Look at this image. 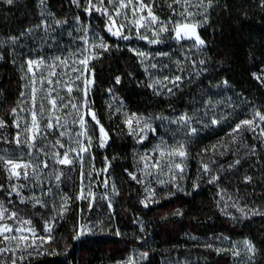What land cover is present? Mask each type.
I'll return each instance as SVG.
<instances>
[{
    "label": "rangeland",
    "instance_id": "1",
    "mask_svg": "<svg viewBox=\"0 0 264 264\" xmlns=\"http://www.w3.org/2000/svg\"><path fill=\"white\" fill-rule=\"evenodd\" d=\"M78 2L79 7L75 4L77 11L86 14L88 21L90 20L88 25H80L79 21H74V24L71 21H64L66 23L59 24L57 28H54L51 26V22H49L48 15H46L41 21L47 19L48 25H50L47 27L43 25L40 28L36 27V30L31 33L32 37L30 40L21 41V44L23 42L30 47V50H26L25 52V60L41 57L48 60L51 57L68 56L69 53L84 47L83 41L80 39L84 36H87L93 42H99L102 39L109 46V50L114 48L111 47L110 42L104 38L102 33L107 30V25L102 26L98 18H92L94 14H97L98 17H102L108 21V17L95 9L91 10V12L85 11V8L88 6L87 0H78ZM93 3H97V0H93ZM145 3H147L146 0ZM196 3H199V0H192L193 5ZM104 6L111 10L110 5L105 4ZM189 10L195 13L192 17L193 22L204 19V15L201 14L203 8L189 7ZM180 11H183L182 5L178 7L177 12ZM144 14L146 15V12ZM156 15L158 16V14ZM128 17L131 19L130 11L128 12ZM175 17L180 19L178 15ZM115 19L117 23L126 22L124 16L115 17ZM159 19L163 21L160 17ZM85 29H87V32L84 31ZM133 32L137 33L136 29L129 25L122 30V35L129 37L128 39L112 36L116 40L121 38L123 40L122 46L135 51L134 54L139 56L138 58L141 60L143 69L150 82L154 83L156 80L162 82L160 85H156V89L159 92L170 94L167 88L171 87L173 88V93L178 96L177 103L169 107L168 112L136 113L126 108L124 102L115 91L111 90L108 93L105 101L108 112L116 115L122 122L126 119V114L131 115L132 113H136L142 115L145 118H149L148 122L155 130L154 132L145 130L144 133L137 132L136 135H131L128 127L123 123L125 133L131 141V162L128 173H134L137 176V180H143V183H138L137 180H132L128 175L130 181L134 184L132 186V196L136 197L141 203L149 195L145 191V188L153 189L155 195L152 199L155 202L148 203L147 207L152 208L154 212L160 214L165 223L171 222L174 219L182 220L183 209L177 206L179 197L191 198L194 195L203 196L208 200L206 207L203 208L204 214H208L209 208H211L214 213L226 219L228 228L237 230L244 220L260 216L252 215L253 211L264 213V159H261V157H264V136L260 135L264 122H260L256 118L255 123L260 125V127H257L255 131H244L239 134V139L232 142V137L228 133L241 120L253 119V114L241 119L235 125L229 124V120L226 121L229 115L228 111L231 109L232 104L235 103L229 99L230 93L228 90L220 88L216 84L210 83V81L194 80L203 66V64L201 65L198 62V60H203L202 54L199 51H194V47L181 48L180 46L176 48H171L170 46L171 51L169 53L163 49H159L161 48L158 45L159 43L154 46L144 44L139 35H134ZM148 34L156 38H163L168 33H161L159 36H155L152 31L141 30L140 32V35ZM100 51L102 54L104 53L102 50ZM22 52L19 51L17 53L18 58ZM141 52L145 53V56L138 55ZM102 54L97 60H100ZM152 64H156L157 67L152 68ZM20 74L21 82L24 86L28 81L26 78L22 79L25 73H22L21 69ZM176 75L189 76V79L184 80L182 78L179 87H173L169 81L164 80V77L171 79ZM190 75L194 78L193 80H190ZM198 76L196 77L198 78ZM80 87H83L82 83H80ZM23 90H25L24 87ZM81 95L79 92L75 93L77 99ZM22 106H27V101ZM117 109H120V111L117 112ZM205 113L207 114L205 115ZM19 114L27 115V113ZM185 114L192 117L189 123H172V121L178 120L179 117ZM158 117H163V119ZM86 119L88 118L86 117ZM212 119L219 120L221 122L220 126L224 130L221 127L217 132H213L209 127V122ZM140 127H143V122L140 124ZM193 128L196 129L194 133L191 131ZM76 131H79V128L73 125L72 134L75 135ZM88 134L92 137V148L85 156L86 163L84 168L86 171L93 172L91 190L96 196L95 200L92 201L91 208H89V199H75L80 191L81 166L79 162L71 166L53 165L48 169V172L53 174L48 175L44 179L42 187L45 192L51 187L53 195L43 196L41 194V187L32 188L31 183L28 189L22 190V194L25 197L33 195L40 197L42 201L46 202V206L37 205L33 207L32 203L26 205L20 204L19 197L15 196L12 198L13 206L23 209V218L31 220L30 227L35 229L37 235L45 236V238L50 236V240H52L56 224L62 216L67 212L74 214L75 208L77 207L78 209L79 207L76 236L78 232L85 231V235L79 239L88 236L105 237L108 238V244L114 246V248L116 246L119 248V257H110V259H106L101 264H129V262L130 264H144L148 255V252L142 248L141 238L145 236L144 226H138L136 222L129 223L127 218L119 222L115 218L114 198L116 196V188L127 187L129 184L119 180L117 181L119 186L99 185L102 179H109L110 174L101 172L102 168L99 162L96 161V157L100 155L103 148L99 147V129L92 121H89ZM140 135L144 136L143 140L139 139ZM56 138V134L50 136L51 140H55ZM64 140L65 146L68 147V137H65ZM161 141L166 142L169 146L183 143L186 147L188 155L186 158H183V173L173 169V172L176 173L175 181H172V172H169L167 167H163L161 172V170L151 166L154 159L159 156V153L153 150ZM43 143L40 146H43ZM213 145H217V148L213 149ZM223 145H227V147L225 148ZM60 151L62 152L63 150ZM14 155H20V151L16 150ZM146 156L152 159H141ZM237 159L240 160L239 164H235ZM146 163L148 164L147 168L145 167ZM174 163H181V158H174ZM202 164L208 165V172L202 170ZM57 171L63 173L61 181L58 184L54 175ZM214 176L217 179L212 181V177ZM246 177L250 178V180L246 181ZM160 179L165 181L163 185L157 183V180ZM15 182L13 181V183ZM0 183L5 185V189L9 184V181L2 172H0ZM85 183H88V181L86 180ZM65 195L71 197V200L67 206V210L63 211V214L60 215L62 211L60 208L62 204L61 198ZM0 201H3L6 207L8 206L7 192L5 190H0ZM141 204L145 207L143 203ZM233 205L236 206L233 207ZM83 206H85V210L81 209ZM237 208H243L244 213L239 212ZM82 210H84L83 213ZM45 221L51 223V233H44ZM16 226L20 225L17 224ZM12 235L16 234L13 233ZM28 235L30 236L31 234ZM183 236L185 238L184 241L176 245L173 250L196 255L194 263L186 264H256L255 254L248 252L243 244L246 238L232 237L224 233L203 235L200 233L197 225H189ZM2 239L0 237V240ZM120 239L132 240L133 244L129 248H123L115 241H120ZM28 242L31 243V239ZM43 244L37 241L38 246L24 250V244L21 242L20 249L16 251V264L21 261L19 257L25 254L26 251L32 249L36 251L41 250ZM0 247L14 249L16 248V241H10L7 244L0 243ZM217 249H222L223 251L218 252ZM233 250L237 251L239 255L233 256ZM11 257V251L0 253V260L7 264H12ZM212 257L214 259H211ZM197 258H199V261Z\"/></svg>",
    "mask_w": 264,
    "mask_h": 264
},
{
    "label": "trees",
    "instance_id": "2",
    "mask_svg": "<svg viewBox=\"0 0 264 264\" xmlns=\"http://www.w3.org/2000/svg\"><path fill=\"white\" fill-rule=\"evenodd\" d=\"M146 1L153 5L154 11L163 21H169L173 17V9L178 11L179 7L173 4V0ZM46 15L54 28L58 27L54 23L56 20L71 21L74 24L79 17L80 25L87 26L90 22L85 13L77 11L72 0H46L43 6L40 0H14L11 5L0 0V41H5L3 46H0V56L3 57L0 59V118L7 124L6 128L0 129V135L9 140L17 131L12 126L15 117L11 114V108L16 107L21 98L23 85L20 69L24 73L22 66L26 61L25 52L30 50V47L26 43L21 44V41L30 40L31 33L36 30L37 25H42L41 19ZM95 17L102 26L108 25L106 19L98 17L97 14L92 18ZM207 17L208 23L198 29L201 38L205 40V45L199 50L193 46L192 40L178 42L173 39L174 34L171 31L163 38L148 34L144 35L148 37L147 40H141L146 45L154 46L157 43H149L148 40L157 39L161 47L159 49L169 53L171 48L177 46L194 47V51H199L205 63L198 78L197 75L195 79L190 75V80L210 81L228 90L229 99L235 102L228 111L226 121L229 120V124L235 125L255 111L264 113V82L256 79L257 76L264 77V0H213L212 7L207 9ZM102 33L114 48L104 52L100 60L96 58L91 62L95 82L90 90L89 103L109 137L96 161L102 169L106 167L107 161L105 173L110 176L109 179H102L99 185L115 187L119 180L129 184L127 187L116 188L115 218L118 222L127 218L129 223L136 222L138 226H144L142 248L148 252L144 264L194 263L195 254L173 250L184 241L183 235L189 225H197L203 235L224 233L248 239L255 249L253 253L256 264H264V216L250 217L243 221L240 228L233 230L228 228L226 219L214 213L211 208L208 214H204L203 208L207 205V198L194 195L191 198L179 197L177 206L183 209L182 220L174 219L165 223L160 214L152 208L143 207L137 198L132 196L134 184L128 177L131 141L125 133L122 120L106 109L105 101L109 89L119 95L128 110L136 113L168 112V108L177 103L178 95L149 88L148 85L152 82L145 73L139 56L134 54L135 51L122 46L123 40H116L107 30ZM10 37H17L16 43H11ZM19 51L23 52L18 58ZM116 77H120L119 84L116 83ZM182 78L187 80L189 76ZM224 81H227V84ZM87 118L91 121L90 117ZM217 121L216 125L209 122L213 132L222 127L221 122ZM3 149H9V154L14 155L12 149H15V145L0 142V150ZM81 209L85 210V206ZM78 212L79 207H76L74 214L67 212L62 216L56 224L52 240L44 243L41 250L26 251L22 255L25 259L18 264H101L110 257H119L118 246L114 248L108 244V238L88 236L74 239ZM115 241L123 248H129L133 244L132 240ZM197 260L199 261V258ZM0 264L7 263L0 260Z\"/></svg>",
    "mask_w": 264,
    "mask_h": 264
},
{
    "label": "snow or ice",
    "instance_id": "3",
    "mask_svg": "<svg viewBox=\"0 0 264 264\" xmlns=\"http://www.w3.org/2000/svg\"><path fill=\"white\" fill-rule=\"evenodd\" d=\"M4 3L11 5L14 0H3ZM46 0H40V4L43 6ZM72 3L79 7L78 0H72ZM110 5L111 10L104 5ZM173 4L182 5L183 11L177 12L173 9V17L168 22L160 21L159 17L153 11V5L151 3H145V0H97V3H93V0H87V7L85 11L102 12L108 17L107 31L114 35L120 36L122 39H128L129 37L122 35V30L129 25L133 26L140 39H148L147 36L140 35L141 30L152 31L155 36H159L161 33L171 31L173 39L176 41L192 40L194 41V47L199 50L205 45V40L201 38L198 29L208 23L207 9L212 7L213 0H207L205 6V0H199V3L192 4V0H173ZM172 7V5H169ZM189 7L203 8L204 19L202 21H192V17L195 15L189 10ZM131 12V19L128 17V12ZM146 12V15L144 14ZM179 16L180 19H175V16ZM124 16L126 22L117 23L115 17ZM79 21V17H77ZM57 25L66 23L62 21H54ZM43 26H49L47 19L42 20ZM42 25H37L41 27ZM115 29V31H113ZM31 31V30H30ZM87 32V29L84 30ZM17 37H10L11 43H16ZM83 41L84 47L78 48L68 56L51 57L48 60L41 57L38 59H27L25 65L22 66L25 75L22 79H27V83L23 86L25 90L20 92L21 99L17 102L16 107L11 108V114L15 117L12 121V126L17 129L14 137L9 140L7 137L0 135V142L5 145H15V149H12L14 153L16 150L20 151V155H10L9 149L0 150V172H2L6 179L9 181L8 187L5 189V185L0 183V190L7 192L8 206H5L3 201H0V243L7 244L10 241H16V248L9 249L8 247H0V253L12 252V264H16V251L20 249L21 242L24 244V250L33 248L37 245V241L40 244L48 242L51 239L50 236L37 235L35 229L30 227L31 220L24 219L22 212L23 209L13 206V197H19L20 204L32 203L33 207L37 205L46 206V202L42 201L40 197L35 195L25 197L22 194L23 189H28L31 183V187H41V194L43 196L53 195L51 187L45 192L43 191L42 182L49 173L48 169L53 165L71 166L75 163H80V191L75 197L77 200L89 199V208L92 207V201L95 200V193L91 190V180L93 177L92 171H86L84 165L86 163L85 156L92 148V137L88 134L89 121L86 117H90L91 121L95 123L99 128L100 143L99 147L103 148L108 142V133L103 125L97 118L95 111L91 110L89 103V94L91 87L95 82V72L91 68V62L98 58L102 52L109 51V46L103 42L102 39L99 42H93L88 39L87 36L80 38ZM149 43H158L157 39L148 40ZM5 41H0V46H3ZM140 56H145V53H138ZM0 59H3L0 56ZM195 63V62H194ZM202 65L204 60H200ZM152 68H156V64L151 65ZM199 75V73H197ZM255 75V74H254ZM256 79L264 82V77L257 76ZM164 80L169 81L173 87H179L182 80V76L176 75L169 79L164 77ZM80 83L83 87H80ZM116 83H120V77H116ZM160 80L154 81L149 84L148 87L156 91V85H160ZM227 84V81H224ZM167 91L171 94L173 88H167ZM81 93V97L77 99L75 93ZM111 92V89H109ZM159 94V93H158ZM27 101V106H22ZM19 110V111H18ZM120 109H117L119 112ZM19 113H27V115H20ZM207 113H205L206 115ZM163 119V117H158ZM256 118L260 122H264V113L255 111L253 113V119L241 120L232 128L228 133L232 137V142L239 139V134L244 131H255L257 125L255 123ZM149 118H145L142 115L132 113L126 114V119L123 123L128 127L131 135H136L137 132L144 133L145 130L154 132L151 124L148 122ZM192 117L186 114L179 117L178 120L172 121V123L187 124L191 121ZM143 122V127L140 124ZM212 125L218 124L216 119H212ZM73 125L78 126L79 131L73 132ZM7 127L4 119L0 118V129ZM193 133L196 129L191 130ZM56 134L57 138L51 140L50 136ZM260 135L264 136V127H261ZM68 137L69 146H65L64 138ZM140 140L144 139L143 135L139 136ZM47 143H43V142ZM43 143V146H40ZM225 148L227 145H223ZM213 149L217 148V145L212 146ZM26 149V151H25ZM60 150H63L62 152ZM154 152H158L159 156L154 159L152 167L161 170L163 167H167L169 172H172V181L176 179V173L173 169L179 170L183 173V158L187 157L186 147L183 143H177L175 145H167L166 142L161 141L158 144ZM207 151V150H205ZM223 154V153H221ZM254 154V153H253ZM181 158V163H174V158ZM142 160L152 159L151 157H142ZM240 160L237 159L235 164H239ZM234 166V165H232ZM230 166V167H232ZM148 167V164H145ZM202 170L204 172L209 171L207 164H202ZM101 172L107 171L106 167L100 170ZM57 184L61 181L63 173L57 171L54 173ZM132 180H137V176L134 173H128ZM217 177H212V181H215ZM88 183H85V181ZM250 178L246 177V181ZM13 181H16L13 183ZM210 181V182H212ZM138 183H143V180H137ZM157 183L163 185L164 180H157ZM195 187V185H194ZM145 191L149 193L145 201H141L145 207L148 203L155 202L152 197L155 195V191L148 187ZM107 198V197H105ZM62 204L60 205L61 212L67 210V206L71 200V197L67 195L63 196ZM236 205H233L235 207ZM111 207V205H109ZM241 213H244L243 208H237ZM247 215V214H245ZM252 215L264 216V213L253 211ZM20 226H16V225ZM44 233H51L52 226L49 221H45ZM15 233L16 235H12ZM28 234H31L30 236ZM85 235V231L77 233L74 239H79ZM31 239V243H29ZM243 244L248 252H254V246L251 241L245 239ZM211 247V245H209ZM218 252L223 251L217 249ZM31 254V253H29ZM146 255V254H144ZM233 256H238L237 251H232ZM20 260H24V256L19 257ZM130 264V262H129Z\"/></svg>",
    "mask_w": 264,
    "mask_h": 264
}]
</instances>
